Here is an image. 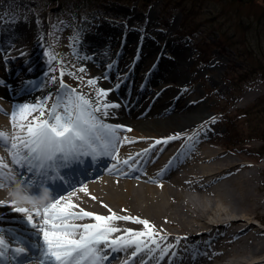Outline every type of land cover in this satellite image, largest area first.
Segmentation results:
<instances>
[{"label":"bare ground","instance_id":"bare-ground-1","mask_svg":"<svg viewBox=\"0 0 264 264\" xmlns=\"http://www.w3.org/2000/svg\"><path fill=\"white\" fill-rule=\"evenodd\" d=\"M105 32L102 30L96 41L89 40L84 46L80 45L86 52L88 66L92 65L90 67L95 70L93 79L101 82L98 89H110L106 98H93L92 108L101 105L94 115L104 124L125 127L116 129L119 139L114 142V148L108 149L112 155L100 153L94 156L95 170L102 169L98 174L89 177L86 184L62 189L50 198L43 194L42 200L36 202L43 206L56 196H64L66 199L61 204L70 200L79 206L70 209L74 212L84 209L103 216L115 212L121 217H140L155 226L151 236L145 234L137 239L136 232L148 231L143 223L124 219L108 221L119 229L111 233L112 237L123 236L131 242L116 248L109 247L111 240L101 241L98 245L104 255L101 264H128L131 261L160 264L169 255L174 259L179 257L178 264H264V226L256 222L264 215V198L258 185V172L264 168V159L252 163L236 159L226 148L219 151L210 146L203 137L206 126L192 127V121L188 120L190 112L198 108L176 111V106H171L177 89L188 76L179 70L173 58L162 56L161 49L155 47L152 39L137 37L132 31L121 35L117 32L106 35ZM31 35L38 38L36 46L26 43ZM42 35L31 22L8 25L0 30V82L4 84V96L0 98V131L8 133L9 138L23 140L26 134L12 123L11 113L17 106L24 105L17 101L25 99L29 101L26 104L38 106L26 120L21 121L18 116V125L35 123L33 117L47 118L51 106L64 97L58 94L59 82L46 77L45 70L51 59L39 39ZM131 43L137 47L134 59L140 50L138 62L142 63V68L149 66L148 59H154L156 55L161 58L158 65L149 67L150 78L143 80L140 93L137 91L139 83L124 90L116 78L121 72L122 61L129 63L131 60L128 56L125 60V51ZM117 45L121 49L117 48L114 53L112 47ZM146 46L151 49L141 51ZM10 51H18L21 55L20 67L8 63L6 54ZM117 55L122 58L119 62L114 60ZM108 56L113 57L110 63ZM158 67L164 72L155 79L151 73ZM149 84H155L156 90L149 89ZM104 104H118L119 107H109L105 113ZM39 106H43L42 117ZM141 125L147 129L151 125L176 129L171 135L156 132L146 135L140 132ZM99 137L108 139V130L100 128ZM0 156L3 164L8 166L5 171L19 178L17 181L3 180L9 186L0 187V201L17 200V204L0 203V235L23 240V234L20 232L19 235L17 231L24 230L25 235L33 236L36 240H31L32 246L28 247L35 250L37 261L29 263L25 256L15 252V244L8 242L10 259L16 264H42L43 235L27 221V213L16 210L33 206L25 188L36 190L37 175L42 169L33 167L29 171L26 162L15 164L9 147L2 141ZM91 156L89 153L55 164L67 162L79 167L84 165L81 160L88 161ZM33 216L39 219L35 213ZM96 222L95 217L68 221L69 224ZM129 228L134 231L127 232ZM201 236L207 237L204 242L197 239ZM137 247L140 251L133 256ZM109 252L111 255L105 257Z\"/></svg>","mask_w":264,"mask_h":264},{"label":"rangeland","instance_id":"rangeland-1","mask_svg":"<svg viewBox=\"0 0 264 264\" xmlns=\"http://www.w3.org/2000/svg\"><path fill=\"white\" fill-rule=\"evenodd\" d=\"M85 1L90 5L83 17L81 5ZM27 22L43 33L39 39L51 59L45 74L59 82L58 94L65 95L70 88L92 101L97 98L101 82L89 84L95 70L88 66L80 45L96 41L102 30L107 31L106 35L132 31L137 37L152 39L162 56L173 58L188 76L171 106L175 105L176 111L198 108V112L187 111L188 120L192 127L206 126L203 137L210 146L219 151L226 148L236 159L252 163L264 159V101L259 103L263 110L259 115L254 106L264 97V75L260 69L253 73L254 68L258 69L254 66L259 61V37L264 45V0H0V30ZM37 42L38 38L31 35L26 43L36 46ZM133 45L125 51V60L131 57L130 62L122 61L116 78L124 90L139 83L140 93L143 80L150 78L149 67L158 65L161 58L156 55L148 59L149 66L143 69L138 62L140 50L133 58L137 51ZM117 48L121 49L117 45L112 51L117 53ZM150 49L146 46L141 51ZM6 58L14 67L22 64L18 51L8 52ZM107 59L110 63L113 57ZM121 59L117 55L114 60ZM162 72L158 67L151 75L157 79ZM3 86L0 82V98L4 96ZM150 88L156 90L157 86L149 84ZM232 115L236 117L229 122ZM140 128L146 135H171L176 129L158 125ZM258 178L259 193L264 198V168L259 169ZM258 220L264 226V215Z\"/></svg>","mask_w":264,"mask_h":264},{"label":"snow or ice","instance_id":"snow-or-ice-1","mask_svg":"<svg viewBox=\"0 0 264 264\" xmlns=\"http://www.w3.org/2000/svg\"><path fill=\"white\" fill-rule=\"evenodd\" d=\"M62 76L63 69H61ZM95 83V79L89 81V84ZM108 91L110 89L100 88L97 97L99 99L106 98ZM92 104L93 101L86 98L84 94L69 88L63 100H58L52 105L47 118L33 117L35 123L29 122L17 125L18 116L21 121H24L30 112L38 107L31 104L19 105L17 110L11 113V118L13 126L26 133L24 139L21 140L19 137L9 138L8 133L0 131V141L5 142L6 146L9 147L14 163L20 165L26 162L29 165V171H32L33 167L52 169L55 167L56 161L78 159L81 155L89 153L93 156L100 153L112 155L108 149L114 148V142L119 139L116 129L124 128L125 125L104 124L94 115V111H98L101 105H97L93 109ZM102 106L105 113L109 107H119L118 104H104ZM39 107H41L40 116L42 117L44 116L43 106ZM100 128L108 130V139H100ZM7 167L6 164H3V157L0 156V187L9 186L2 182L3 180L15 179L14 175L5 171ZM41 186H36L38 194ZM84 190L87 191V188L85 187ZM65 199L64 196H56L51 199L50 203L43 206L33 201L31 208L18 207L16 209L19 212L27 213V221L31 223L33 228H38L39 233L43 235L42 264H101L103 256L98 248L101 241L108 242L111 240L109 247L116 248L131 242L123 236H111V233L119 231L118 228L112 227L108 223V221L114 219L135 220L143 223L148 231L147 233L136 232L137 239L145 234L151 236V230L155 227L148 220L133 216L121 217L117 216L115 212H111L108 216L84 209L74 212L70 209L79 206L70 200L66 204H61V201ZM0 203L17 204V200L0 201ZM33 213L39 219L34 218ZM85 217H95L97 222L68 223L70 220ZM79 230H82V234H79ZM133 231L131 228L127 229L129 233ZM17 245L15 248L16 253L28 252V248L23 243L17 241ZM8 247L10 245L4 236L0 235V258L5 255V249ZM139 251L140 248L137 247L132 255L135 256Z\"/></svg>","mask_w":264,"mask_h":264},{"label":"trees","instance_id":"trees-1","mask_svg":"<svg viewBox=\"0 0 264 264\" xmlns=\"http://www.w3.org/2000/svg\"><path fill=\"white\" fill-rule=\"evenodd\" d=\"M117 1H122V0H117ZM130 1H131V0H130ZM89 5H90V2H87V1H85V3L81 5V10H82V15H83V16H86V15H87V9H88ZM95 6H97V5H95ZM182 32H184V31H182ZM258 47H259V61H258V62L256 63V65L254 66V67L257 66L258 69H255V68H254L253 73H256V72L259 71V69H260L261 72H262V74L264 75V58L261 57V56L264 55V51H263V47H264V45L262 44L261 37H259ZM263 57H264V56H263ZM262 101H264V97H263V98H260V99L254 104L255 108L257 107V111H256V114H257V115H259L258 113H261L260 110H262V109H260L261 106H259V103L262 102ZM262 111H263V110H262ZM243 115H246V113H243ZM237 116H239V114H238ZM240 116H242V115H240ZM234 117H236V115H232V116H230V117H229V122H231L232 120H234Z\"/></svg>","mask_w":264,"mask_h":264}]
</instances>
